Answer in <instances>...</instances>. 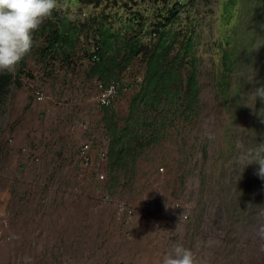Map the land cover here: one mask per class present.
<instances>
[{"label":"rangeland","instance_id":"rangeland-1","mask_svg":"<svg viewBox=\"0 0 264 264\" xmlns=\"http://www.w3.org/2000/svg\"><path fill=\"white\" fill-rule=\"evenodd\" d=\"M73 1L57 0L53 11L81 24L73 50L41 60L48 38L38 33L52 13L10 72L19 86L11 84L0 106V264H158L174 241L191 249L197 264H264V178L246 158L264 144V100L253 94L264 87V17L254 14L262 0H236L228 26L222 20L228 0H188L167 29L175 51L187 34L194 39L195 110L185 76L179 97L139 105L135 116L131 105L146 71L140 57L119 74L118 89H126L113 105L104 110L97 102L98 83H111L93 75L98 21L141 47L154 46L158 15L186 0H119L99 8ZM135 17L140 29L124 34ZM222 37L246 51L235 123L215 87ZM105 111L137 138L135 157L120 167L109 160ZM118 204L134 217H118Z\"/></svg>","mask_w":264,"mask_h":264},{"label":"trees","instance_id":"trees-1","mask_svg":"<svg viewBox=\"0 0 264 264\" xmlns=\"http://www.w3.org/2000/svg\"><path fill=\"white\" fill-rule=\"evenodd\" d=\"M76 4L87 7L99 8L100 6L118 4L119 0H74ZM73 1V2H74ZM185 2H177L166 13H160L158 19L153 23L154 32L159 34V41L154 46L141 47L136 37H121L120 33H114L100 19L96 32L98 41L95 52L90 56L95 67L93 75L99 80L114 82L120 85L119 74L125 71L132 59L140 57L146 65L145 77L140 84L138 94L133 98L131 105L132 116L138 112L139 105L149 108L156 107L163 98L174 99L179 97L183 78L186 76V98L189 108L195 110L198 96V71L196 69V55L194 50V39L189 34L183 39L180 47L175 51L176 37L169 29L177 20L179 14L183 12ZM236 0H228L224 4L222 20L228 26L233 16L232 9ZM254 14L264 17V0L262 4L256 5ZM54 18L49 20L45 27L41 28L38 34L47 33L48 45L40 51L41 60L49 59L53 53L60 52L65 55V50L72 51L75 40L81 34V24L68 15H58L53 13ZM152 23V22H151ZM84 27V25H83ZM141 24L137 17L128 20L124 25V34L136 32ZM145 50V51H144ZM218 63L216 76V92L222 108L226 112V119L229 123H235L239 118L240 110L243 109L241 97L243 96L244 86L239 79L241 67V53L246 55L245 49L233 39L222 37L217 45ZM26 68L25 61L21 62L20 74ZM186 73V74H185ZM25 74V73H24ZM19 86L8 71L0 73V106L5 102L9 95L11 84ZM245 85V84H244ZM119 92L126 88L120 87ZM118 94V93H117ZM107 110V108H103ZM193 113V112H192ZM105 127L111 140L109 143V160L112 166H123L126 158L135 157L132 152V142L137 139L130 131V126L121 129L114 120L113 115L105 111ZM226 141V138L224 139Z\"/></svg>","mask_w":264,"mask_h":264},{"label":"clouds","instance_id":"clouds-1","mask_svg":"<svg viewBox=\"0 0 264 264\" xmlns=\"http://www.w3.org/2000/svg\"><path fill=\"white\" fill-rule=\"evenodd\" d=\"M56 7L57 0H0V70L14 71L15 66L32 49L33 32L44 19L52 16ZM253 94L255 98L264 100V87L256 88ZM246 158L250 163L259 165L257 175L264 178V144L251 150ZM158 264L197 262L191 249L174 241L171 249L163 254Z\"/></svg>","mask_w":264,"mask_h":264},{"label":"built area","instance_id":"built-area-1","mask_svg":"<svg viewBox=\"0 0 264 264\" xmlns=\"http://www.w3.org/2000/svg\"><path fill=\"white\" fill-rule=\"evenodd\" d=\"M98 97H97V102L99 103L100 107L102 108H110L113 105V102L115 100V97L117 96L118 93V84L116 83H110L109 85H104L103 83H98ZM37 99L41 100L42 95L37 92L36 93ZM87 150V147L82 149V155H85ZM106 153L102 154L101 157H105ZM99 180L102 181L104 180V176H100ZM144 207L151 210V204L146 202L144 204ZM116 214L118 217H123V220H129L132 217H134L135 212L132 208L125 207L122 204L116 205Z\"/></svg>","mask_w":264,"mask_h":264}]
</instances>
